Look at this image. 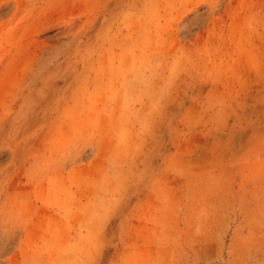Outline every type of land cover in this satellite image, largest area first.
<instances>
[{"label":"rangeland","instance_id":"obj_1","mask_svg":"<svg viewBox=\"0 0 264 264\" xmlns=\"http://www.w3.org/2000/svg\"><path fill=\"white\" fill-rule=\"evenodd\" d=\"M0 264H264V0H0Z\"/></svg>","mask_w":264,"mask_h":264}]
</instances>
